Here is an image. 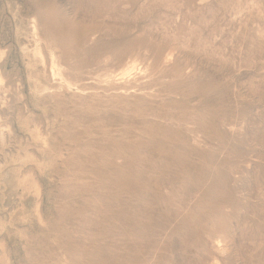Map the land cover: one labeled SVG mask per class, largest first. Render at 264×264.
<instances>
[{
  "label": "rangeland",
  "instance_id": "374dc122",
  "mask_svg": "<svg viewBox=\"0 0 264 264\" xmlns=\"http://www.w3.org/2000/svg\"><path fill=\"white\" fill-rule=\"evenodd\" d=\"M0 49V264H264V0H0Z\"/></svg>",
  "mask_w": 264,
  "mask_h": 264
},
{
  "label": "bare ground",
  "instance_id": "6f19581e",
  "mask_svg": "<svg viewBox=\"0 0 264 264\" xmlns=\"http://www.w3.org/2000/svg\"><path fill=\"white\" fill-rule=\"evenodd\" d=\"M32 22L34 24L32 27L33 28V34L32 35H33V38L35 39V49L33 51H34L35 55L40 58L39 62L42 61V63L45 64V66L49 65L48 60H47V56L45 53V49H44L45 48L44 43L47 45H51V46L53 45L55 48L59 49L61 51V53L63 54V56L65 57V59L67 57H69V54H71L70 52L72 51V48L74 46H76L75 44L77 42V40L75 38H73V36H69L67 34H58V33L53 32L52 30H49L46 32H41L42 31V30H40L41 26L38 23V21L35 20ZM3 55H4V53L0 49V60H1ZM169 55H171V54H169ZM108 57H107V61L105 59V61L103 63L106 65V70H108V72L103 73L104 75L102 74L101 76H99L97 79V82L99 85L101 84L102 86L105 87V89H106L105 91H109V90L115 91L117 96H120V95L122 96V94H131V93H134L136 91H142L143 89H146L145 87H143V89H141L140 87L143 84L147 83L149 80H151L153 75H155L154 71L153 72L150 71L151 68L148 67L147 64L143 65V63L139 59H136L134 57L132 59H130L129 62L124 63V64H120L119 59H118L119 57L118 58L115 56H112L110 58H108ZM52 58L53 59H52L51 75L55 79V81H57L58 83L59 82L68 83L69 81H71L68 78L66 79V74L64 73L65 71L63 72V70H61V68H63V67H60L61 64L58 65V62H56L57 60L55 61V56L53 54H52ZM151 67H153V66H151ZM69 69L71 71V70H75L76 68L73 69V68L69 67ZM102 72H104V71H102ZM3 76L0 75V84H3V82H4L5 78ZM72 77H73V75H72ZM76 78H78V77H76ZM73 79H74V77H73ZM73 79H72V83H73ZM67 80H68V82H67ZM75 80H77V79H75ZM79 80L80 79L78 78L77 81L79 82ZM69 84L71 85L70 82H69ZM75 85H77V83L76 84L74 83V85H71V86H75ZM61 87L63 88V86H60V88ZM79 89H82V88H79ZM5 181L7 184L8 197L11 199L13 197V195L15 194L16 186L13 183L10 174H8V173L5 175ZM33 194H34V190L31 186V184H28L26 187V192H25L26 198L31 197L30 195H33ZM221 243H222V241H220V244ZM1 255H2V250L0 248V258H1Z\"/></svg>",
  "mask_w": 264,
  "mask_h": 264
}]
</instances>
